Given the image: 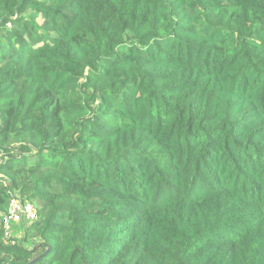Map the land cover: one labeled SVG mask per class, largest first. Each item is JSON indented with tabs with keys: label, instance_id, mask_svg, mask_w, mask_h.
Instances as JSON below:
<instances>
[{
	"label": "trees",
	"instance_id": "1",
	"mask_svg": "<svg viewBox=\"0 0 264 264\" xmlns=\"http://www.w3.org/2000/svg\"><path fill=\"white\" fill-rule=\"evenodd\" d=\"M35 259L264 264V0H0V264Z\"/></svg>",
	"mask_w": 264,
	"mask_h": 264
},
{
	"label": "built area",
	"instance_id": "2",
	"mask_svg": "<svg viewBox=\"0 0 264 264\" xmlns=\"http://www.w3.org/2000/svg\"><path fill=\"white\" fill-rule=\"evenodd\" d=\"M37 218V210L33 203L24 202L18 196L13 195L10 200L8 212L3 219L5 235L12 239L15 226L22 225L24 220L33 221ZM14 243V240H12Z\"/></svg>",
	"mask_w": 264,
	"mask_h": 264
},
{
	"label": "rangeland",
	"instance_id": "3",
	"mask_svg": "<svg viewBox=\"0 0 264 264\" xmlns=\"http://www.w3.org/2000/svg\"><path fill=\"white\" fill-rule=\"evenodd\" d=\"M36 205H37V203H36ZM38 209L39 208H37V206H36V210H38ZM24 234H25V231H24L23 224L22 225L20 224L19 226L14 227V236H16L18 239H23Z\"/></svg>",
	"mask_w": 264,
	"mask_h": 264
},
{
	"label": "water",
	"instance_id": "4",
	"mask_svg": "<svg viewBox=\"0 0 264 264\" xmlns=\"http://www.w3.org/2000/svg\"><path fill=\"white\" fill-rule=\"evenodd\" d=\"M39 259H35L34 261H31L29 264H34V262H37Z\"/></svg>",
	"mask_w": 264,
	"mask_h": 264
}]
</instances>
